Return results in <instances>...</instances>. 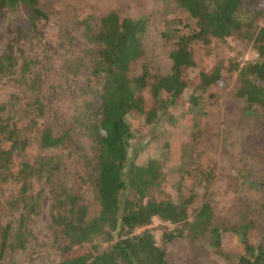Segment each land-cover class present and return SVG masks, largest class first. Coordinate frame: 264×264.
Returning <instances> with one entry per match:
<instances>
[{
  "label": "trees",
  "instance_id": "16d2710c",
  "mask_svg": "<svg viewBox=\"0 0 264 264\" xmlns=\"http://www.w3.org/2000/svg\"><path fill=\"white\" fill-rule=\"evenodd\" d=\"M161 3L155 15L158 35L169 46L170 65L166 74L151 78L145 38L154 15L144 0L129 3L123 12L86 14L68 26L54 21L38 0H0V11H21L29 31L43 42L45 52H51L49 72L57 69V53L70 49L73 33L82 34L89 45L87 56L76 59L83 64L86 78L71 85L78 104L73 124L56 128L37 114L29 120L0 119V185L17 186L4 200L17 218L14 228L8 223L0 230V259L7 249L31 247L27 223L39 215L43 196H48L50 226L61 240V264H169L164 249L155 245L146 229L153 218L163 224L162 244L185 238L192 245L207 242L218 253L220 230L230 231L241 247L230 264H264L263 205L254 207L249 200H241L230 221L217 216L215 201L202 195L189 220L195 199L190 190L185 192L177 182L172 199L158 198L166 187L159 161L128 162L131 133L124 120L126 114L135 113L153 128L165 111L198 104L194 94L210 88L222 92L226 78L218 67L209 73L190 72L194 45L207 47L227 38L250 42L256 52L255 60L231 69L236 72L233 96L247 113L264 112V0ZM11 62L9 56L0 58V75ZM11 99L20 104L16 95ZM151 137L155 139L156 132ZM74 157L85 165L80 186L62 176L67 161ZM35 184L39 189H34ZM84 186L98 207L95 215H89L83 202ZM259 188L264 191V182L246 185L252 193Z\"/></svg>",
  "mask_w": 264,
  "mask_h": 264
},
{
  "label": "rangeland",
  "instance_id": "374dc122",
  "mask_svg": "<svg viewBox=\"0 0 264 264\" xmlns=\"http://www.w3.org/2000/svg\"><path fill=\"white\" fill-rule=\"evenodd\" d=\"M38 1L54 21L68 26L86 14L101 15L110 9L123 12L126 5L141 0ZM161 1L144 0L148 12L154 15L145 38L151 78L166 74L170 65L169 46L158 35L155 15L161 9ZM88 48L82 34L73 33L70 49L57 53V69L49 72L51 52H45L43 42L29 31L21 11H0V58L9 56L12 61L9 70L0 75V119L9 117L20 121L38 115L42 120L48 118L56 128L73 124L78 104L71 85L75 87L86 78L83 64L77 57L87 56ZM255 59L256 52L247 41L227 38L222 42L212 41L207 47L196 44L190 74L209 73L218 67L226 78L225 89L219 92L210 88L203 94H194L198 104L190 102L181 108L159 113L160 121L153 128L145 125L138 114L128 113L124 117L131 133L128 162L133 160L137 165H144L151 159L159 161L166 187L158 198L172 199L177 182L182 184L185 192L190 190L195 199L188 210L189 220L199 207L202 195L215 201L217 216L220 214L230 221L241 200H249L254 207H264L261 188L258 193L246 190L247 183L264 182V112L247 113L244 110L241 101L233 96L236 72L231 70L235 65L241 67ZM72 67L76 68L72 70ZM13 95L20 104L11 99ZM155 132L157 137L153 139L151 136ZM82 142V152L86 154L87 142L85 139ZM84 170L85 165L78 164L74 157L67 161L62 171L63 179L80 186L79 179L84 176ZM16 189V185H0V230L8 223L15 227L17 213L9 210L4 200ZM34 189H39L38 184ZM81 192L89 215H95L98 207L92 192L85 186ZM260 212L264 217V208ZM50 215L48 196H43L41 212L27 223L33 237L31 247L25 251L7 249L0 264H61V240L51 229ZM262 225L264 234V220ZM162 226L153 218L146 229L153 234L155 245L164 249L169 264H230L241 251L236 235L224 230H220L218 253L207 242L198 241L192 245L185 238L162 244ZM167 228L171 229V226L167 225Z\"/></svg>",
  "mask_w": 264,
  "mask_h": 264
}]
</instances>
